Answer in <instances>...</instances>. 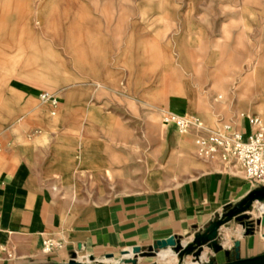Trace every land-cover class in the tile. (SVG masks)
Masks as SVG:
<instances>
[{
    "label": "rangeland",
    "instance_id": "obj_1",
    "mask_svg": "<svg viewBox=\"0 0 264 264\" xmlns=\"http://www.w3.org/2000/svg\"><path fill=\"white\" fill-rule=\"evenodd\" d=\"M130 36L133 59L125 53ZM6 66H14L13 74L3 71ZM128 66L152 84L150 105L124 75ZM103 67L123 75H108ZM12 80L27 90L13 91ZM187 81L198 96L189 114L202 120L205 134L241 124L243 113L259 112L264 119V0H0V113L6 127L25 144L47 137L41 146L58 147L73 159L85 148L82 141L103 152L113 146L120 155L108 171H72L73 185L58 173L42 174L56 197L93 203L141 190L125 186L157 172L166 143L162 112L187 108ZM102 82L107 89L98 88ZM44 92L58 99L55 115L40 98ZM111 134L119 140H102ZM127 134L134 140L122 139ZM195 149L194 163L180 156L170 163L181 170L175 182L202 170L205 159ZM75 160L72 170L79 169ZM208 255L199 264L218 259L210 248ZM154 257H139L138 264H159ZM121 258L117 252L110 262L105 256L94 260L118 264Z\"/></svg>",
    "mask_w": 264,
    "mask_h": 264
},
{
    "label": "crops",
    "instance_id": "obj_2",
    "mask_svg": "<svg viewBox=\"0 0 264 264\" xmlns=\"http://www.w3.org/2000/svg\"><path fill=\"white\" fill-rule=\"evenodd\" d=\"M132 40V36L127 38L125 51L128 56L132 55L131 58ZM130 68L128 66L124 75L132 83H138L137 86L134 84L133 89L142 93L143 103L150 105L147 98L152 84L144 76L139 80V75H135ZM14 70V66L3 69L8 74H13ZM103 71L114 77L123 75L122 69L110 73V69L103 67ZM175 83L179 85V82ZM97 85L98 88L107 89L108 84L102 82ZM10 86L13 91L27 90L25 85L15 80L11 81ZM179 86L180 89L175 92L182 95V84ZM184 90L187 96L185 112L173 109L163 111L162 115L168 111L192 115L189 113L198 106V96L190 81L186 82ZM125 97V94L121 95V98ZM256 113L259 114H252ZM240 123V127L248 133L249 125L244 117L240 118ZM47 125L55 127L52 121ZM171 128L179 132L175 126L161 124V135L166 143L156 158L159 166L157 172L151 176L148 174L136 184L125 186L141 190L87 203L56 197L51 187L42 183V174L58 173L64 182L70 183L71 172L83 170V167H93L88 170L95 173L108 171L120 158L119 154L116 155L118 151L111 146L104 152L101 150V153L98 145L89 148L82 141L79 145L85 148L78 149L76 155L79 169L72 170L70 163L76 162L74 156L65 154L58 147H54L52 152L41 146L39 142L48 140L47 137H39L30 144L23 143V139L6 127V117L0 113V244L6 245L13 253L10 258H0V264L67 262L73 252L80 260L86 261L90 256L97 259L108 253L116 255L133 246H141L145 250L157 240L171 235L188 238V241L208 227L227 206L235 204L253 189L240 168L228 166L217 159L205 160L200 165L202 170L199 173L192 177L182 176L175 182L174 173L178 172V175L181 170L174 169L170 163L175 156L195 161V144L192 134H189L191 137H184L180 132H172ZM131 136L134 137V134H127L122 139L134 140ZM119 138L118 134H111L102 140L118 141ZM58 157H62V163ZM150 161L153 164L155 159ZM157 181L164 185H155ZM257 206L254 207L257 209L255 218L261 215ZM46 239L51 240L48 251L44 245ZM220 240L228 249H233L235 242H240L241 257L264 253V225L258 226L254 234L244 235L243 228L232 221L220 229ZM162 252L172 254L175 260L165 263L157 260V263L178 264L175 254ZM217 254L215 264L227 261L223 251ZM208 257L206 250V259L202 261Z\"/></svg>",
    "mask_w": 264,
    "mask_h": 264
},
{
    "label": "built area",
    "instance_id": "obj_3",
    "mask_svg": "<svg viewBox=\"0 0 264 264\" xmlns=\"http://www.w3.org/2000/svg\"><path fill=\"white\" fill-rule=\"evenodd\" d=\"M41 100L52 105V114L57 113L58 99L48 93L40 94ZM248 122L249 132L245 133L239 124L225 123L219 129L205 134L202 120L195 115L164 112L162 124L175 126L180 133L192 134L196 154L205 160H220L228 166L240 168L253 188L264 187V119L260 114H242ZM50 239L44 240L49 250ZM13 256L6 245L0 244V258Z\"/></svg>",
    "mask_w": 264,
    "mask_h": 264
},
{
    "label": "water",
    "instance_id": "obj_4",
    "mask_svg": "<svg viewBox=\"0 0 264 264\" xmlns=\"http://www.w3.org/2000/svg\"><path fill=\"white\" fill-rule=\"evenodd\" d=\"M256 204L261 215L254 218L251 210L256 207ZM232 221L237 222L243 228L244 235H252L258 226L264 225V187L253 188L238 202L226 207L222 214L210 222L208 227L194 234L187 244L183 243L182 237L171 235L168 238L157 240L147 250H144L141 246H133L131 250H123L121 252L122 258L118 263L138 264L139 257L156 256L160 249L170 248L177 254L178 264H183L184 259L189 255H192L195 260H200L205 247H207L212 249L214 253L224 252L227 261L221 264H264V253L251 257H241L240 242L238 241L235 242L233 249L224 247L220 240V229ZM130 253H132V256L126 257ZM105 257L111 259L115 257V254L108 253ZM44 264H104V262L94 260L93 256L89 257V261H82L78 259L77 253L73 252L72 257L67 262ZM208 264H215V262L211 260Z\"/></svg>",
    "mask_w": 264,
    "mask_h": 264
},
{
    "label": "bare ground",
    "instance_id": "obj_5",
    "mask_svg": "<svg viewBox=\"0 0 264 264\" xmlns=\"http://www.w3.org/2000/svg\"><path fill=\"white\" fill-rule=\"evenodd\" d=\"M205 129H207V128H205ZM256 206H257V204H256ZM252 213V215H253V217H254V215H257L256 213H255V210L254 211H252L251 212ZM255 218V217H254ZM190 240H188V241H184L183 243L184 244H187L188 242H189ZM225 243V242H224ZM130 250H131V248H129ZM206 250H208V248L207 247H205V249H204V251H203V253H202V255H201V257H200V260H195V259H193L192 258V256L191 255H189V256H187L185 259H184V262H183V264H185V263H187V264H199L203 259H206ZM162 251H170L171 253H173V254H175L176 255V257H177V254L174 252V251H172L170 248H166V249H160L159 251H158V253H157V255L154 257V258H159V255H160V258L158 259L159 261H164V263L165 262H171V261H174L175 259V257L174 256H172V254H170V253H167V252H162ZM162 252V253H161ZM130 256H132V253H130L129 255H126V257H130ZM79 259V258H78ZM108 259V258H107ZM80 260V259H79ZM112 260V259H111ZM177 260H178V257H177ZM83 261V260H82ZM86 261H89V258H88V260H86ZM106 262H108L107 260H106ZM163 263V262H162ZM119 264V263H118ZM174 264V263H173ZM176 264V263H175Z\"/></svg>",
    "mask_w": 264,
    "mask_h": 264
},
{
    "label": "trees",
    "instance_id": "obj_6",
    "mask_svg": "<svg viewBox=\"0 0 264 264\" xmlns=\"http://www.w3.org/2000/svg\"><path fill=\"white\" fill-rule=\"evenodd\" d=\"M228 207V206H227Z\"/></svg>",
    "mask_w": 264,
    "mask_h": 264
}]
</instances>
